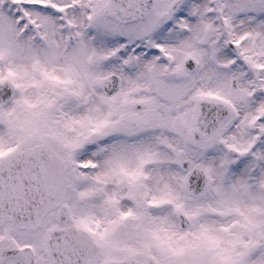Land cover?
I'll use <instances>...</instances> for the list:
<instances>
[{
	"label": "snow or ice",
	"instance_id": "6c2138e0",
	"mask_svg": "<svg viewBox=\"0 0 264 264\" xmlns=\"http://www.w3.org/2000/svg\"><path fill=\"white\" fill-rule=\"evenodd\" d=\"M0 264H264V0H0Z\"/></svg>",
	"mask_w": 264,
	"mask_h": 264
}]
</instances>
